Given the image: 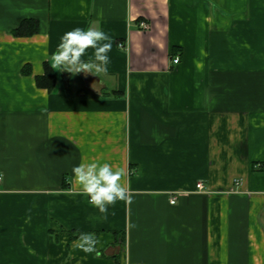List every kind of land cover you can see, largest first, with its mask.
I'll list each match as a JSON object with an SVG mask.
<instances>
[{"label": "crops", "instance_id": "0c3cea01", "mask_svg": "<svg viewBox=\"0 0 264 264\" xmlns=\"http://www.w3.org/2000/svg\"><path fill=\"white\" fill-rule=\"evenodd\" d=\"M77 27L106 75L51 68ZM93 161L128 170L106 219ZM0 176V264H264V0H0Z\"/></svg>", "mask_w": 264, "mask_h": 264}, {"label": "clouds", "instance_id": "9594fccd", "mask_svg": "<svg viewBox=\"0 0 264 264\" xmlns=\"http://www.w3.org/2000/svg\"><path fill=\"white\" fill-rule=\"evenodd\" d=\"M112 37L106 32L89 27L87 29L74 28L65 32L50 57L53 70L67 72L72 76L79 73L101 77L108 73L112 50ZM88 49H93L92 56L85 60L83 57ZM72 174L80 192L89 198L88 202L107 218L109 206L117 201L131 203L129 188L124 180L128 170L124 167L114 168L109 163L81 162L73 166ZM99 240L95 233L77 232L73 244L86 254L97 252Z\"/></svg>", "mask_w": 264, "mask_h": 264}, {"label": "trees", "instance_id": "16d2710c", "mask_svg": "<svg viewBox=\"0 0 264 264\" xmlns=\"http://www.w3.org/2000/svg\"><path fill=\"white\" fill-rule=\"evenodd\" d=\"M35 31H36V28L31 29L29 31L28 30L26 31L24 25H22L20 27V30H19L18 34L24 36V35H26L28 33L30 34L31 32H35ZM37 82H38V85L47 87V89L52 90L53 87L55 86V83H56V76L54 75V72L52 70L47 69L45 76L37 78Z\"/></svg>", "mask_w": 264, "mask_h": 264}, {"label": "built area", "instance_id": "2783aa9c", "mask_svg": "<svg viewBox=\"0 0 264 264\" xmlns=\"http://www.w3.org/2000/svg\"><path fill=\"white\" fill-rule=\"evenodd\" d=\"M141 26H142L143 29H147V28H148V26H147L145 23H142ZM120 47L123 48L124 45H123V44H120ZM174 62H175V64H178V63H179V59H175ZM1 181H2V176H0V182H1ZM197 188H198L199 190H202V189H203V185H202V183L197 184ZM171 203H172V204H175V200H174V199L171 200Z\"/></svg>", "mask_w": 264, "mask_h": 264}]
</instances>
